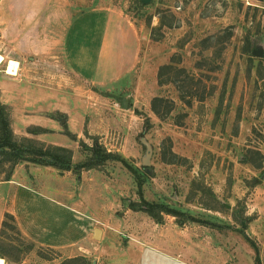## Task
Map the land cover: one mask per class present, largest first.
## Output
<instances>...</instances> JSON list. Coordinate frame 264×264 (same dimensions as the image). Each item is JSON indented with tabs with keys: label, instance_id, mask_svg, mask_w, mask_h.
Wrapping results in <instances>:
<instances>
[{
	"label": "rangeland",
	"instance_id": "obj_1",
	"mask_svg": "<svg viewBox=\"0 0 264 264\" xmlns=\"http://www.w3.org/2000/svg\"><path fill=\"white\" fill-rule=\"evenodd\" d=\"M109 1L136 25L141 53L118 82L95 85L78 77L59 50L46 49L52 37L58 41L56 33L44 34L58 27L46 21L56 0H0V101L15 134L73 152L72 170L21 161L0 166V178L31 181L44 172V187L93 215L100 233L60 251L27 239L5 213L0 258L5 264H59L77 256L88 264H140V251L153 248L170 257L147 254L141 264H264V3ZM71 4L82 14L100 2ZM20 43H29L28 51L14 49ZM10 59L19 62L15 75L7 73ZM170 63L202 80L196 90L206 94L203 101L187 104L173 83H159L161 66ZM157 96L173 103L168 115L152 109ZM96 141L126 163L81 167ZM132 168L143 173L142 185ZM257 177L261 183L254 185ZM142 196L211 224L181 223L170 214L157 222L131 209Z\"/></svg>",
	"mask_w": 264,
	"mask_h": 264
},
{
	"label": "crops",
	"instance_id": "obj_2",
	"mask_svg": "<svg viewBox=\"0 0 264 264\" xmlns=\"http://www.w3.org/2000/svg\"><path fill=\"white\" fill-rule=\"evenodd\" d=\"M99 2L100 5L80 14L82 11L78 12L71 0H56L58 6L53 17H46V21H51L48 27L58 26V30L46 28L44 34L48 32L52 37L56 33L58 41H53L52 37L50 48L46 49L59 50L78 77L95 85H105L118 82L136 66L141 38L136 25L120 8L111 5L109 0ZM16 17L14 13L13 19ZM1 30L0 10V34ZM42 40L40 35L39 41ZM29 47V43H20L18 48L12 46L22 53ZM38 48L47 51L44 45ZM11 105L15 107V103ZM37 174L39 176L31 181L17 179L15 175L5 180L0 178V229L5 213H10L27 239L38 246L60 251L71 250L91 240L93 234L96 236L97 219L80 209L76 202L65 200L59 189L49 191L41 178L45 173ZM158 253L170 257L153 248L142 249L140 264L145 255L154 259Z\"/></svg>",
	"mask_w": 264,
	"mask_h": 264
},
{
	"label": "trees",
	"instance_id": "obj_3",
	"mask_svg": "<svg viewBox=\"0 0 264 264\" xmlns=\"http://www.w3.org/2000/svg\"><path fill=\"white\" fill-rule=\"evenodd\" d=\"M255 1H261L264 3V0ZM137 3L141 7L147 5L144 4L142 0H138ZM214 37L215 36H210L209 38H206L207 42L210 41V47L212 46L211 42H213L212 39ZM220 42L222 41H217V43ZM216 69V66H213L212 70L215 71ZM168 73H171L173 76L170 79H165V74ZM201 81L202 80H197V78L190 74L185 68H176L173 63L161 66L159 71V83L161 85L169 82L173 83L180 93L181 100L190 105L194 99L203 101L206 98V94H199L196 90L199 88ZM172 104L173 103L170 102V100L157 96L152 100V109L158 116L163 117L172 111ZM38 129L44 131L42 128H32L29 131L36 132ZM89 150L91 156L89 160L81 166H84L87 169H92L112 159H117L124 163L127 161L122 155L108 152L98 141L94 142L93 147H89ZM21 161H29L43 166H53L61 170H72L73 152L65 146L46 145L44 142L28 137H18L12 127V121L7 106L0 101V166L3 167L6 163L14 166ZM132 170L135 172L136 177H138L140 184L142 185V182L144 181L143 173L137 168H132ZM8 179H10V176H8ZM255 180L256 182L254 185L261 183V178L257 177ZM198 187L200 188V186ZM200 203L204 205L203 202ZM130 207L135 211L141 210L148 213L157 222L163 221V214H170L177 218L180 217L181 220L179 221L181 223L197 222L200 224H211L210 221L203 220V218L193 215L189 210L184 212L180 208L169 204L150 201L144 196H142L141 202L132 201ZM204 207L210 210H217L215 206H210L209 204H205ZM6 219H11L14 222L16 221L15 217L10 213L6 214ZM59 264H88V261L82 256H77L67 258ZM257 264H260L259 260Z\"/></svg>",
	"mask_w": 264,
	"mask_h": 264
},
{
	"label": "bare ground",
	"instance_id": "obj_4",
	"mask_svg": "<svg viewBox=\"0 0 264 264\" xmlns=\"http://www.w3.org/2000/svg\"><path fill=\"white\" fill-rule=\"evenodd\" d=\"M2 61H3V57L0 56V64L2 63ZM18 68H19V62L14 59H11L8 62L7 72H9L10 74H17ZM4 260L5 259L0 258V264H5Z\"/></svg>",
	"mask_w": 264,
	"mask_h": 264
},
{
	"label": "water",
	"instance_id": "obj_5",
	"mask_svg": "<svg viewBox=\"0 0 264 264\" xmlns=\"http://www.w3.org/2000/svg\"><path fill=\"white\" fill-rule=\"evenodd\" d=\"M151 1H152V0H142V2H143L144 4H149ZM254 53H255L256 55H261V54H262V51H261L260 49H257V50L254 51ZM150 150H151V148H150ZM96 234H100V233H99V230L96 231Z\"/></svg>",
	"mask_w": 264,
	"mask_h": 264
},
{
	"label": "built area",
	"instance_id": "obj_6",
	"mask_svg": "<svg viewBox=\"0 0 264 264\" xmlns=\"http://www.w3.org/2000/svg\"><path fill=\"white\" fill-rule=\"evenodd\" d=\"M225 264H234V263H232V262L228 261V262H226Z\"/></svg>",
	"mask_w": 264,
	"mask_h": 264
}]
</instances>
